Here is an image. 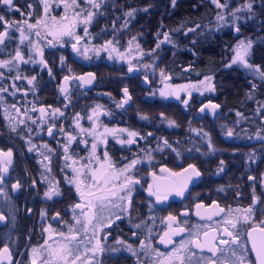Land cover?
I'll list each match as a JSON object with an SVG mask.
<instances>
[{
	"label": "flooded vegetation",
	"instance_id": "flooded-vegetation-1",
	"mask_svg": "<svg viewBox=\"0 0 264 264\" xmlns=\"http://www.w3.org/2000/svg\"><path fill=\"white\" fill-rule=\"evenodd\" d=\"M99 1L96 0L97 3ZM136 1L141 4V9H137L136 13L140 12L142 18L148 17L147 3L150 0ZM151 1L159 3L155 11L161 10L163 14V0ZM180 1L176 0V4ZM188 1L190 11H193L188 17H196L200 10L198 6H205L204 9L215 6L217 17H220L221 7L214 0ZM234 1L219 0V4L233 7ZM112 2L114 9L119 8L118 3H125L122 0ZM13 3L14 7L0 3V16L7 21L18 22V27L7 28V35L0 43V60L12 61L8 67L0 66V88L5 89L0 92V133H13L16 132L14 128H20L36 132L39 136L45 135V140L22 144L25 148H33L28 152L20 147L15 151L11 149L13 179L6 180L10 173L8 170L7 177L0 181V204L7 199L9 203L6 211L0 210L5 217L0 221V264H59L48 258V251L56 248L58 243H68L60 233L64 237L75 235L76 239L69 245L74 255L69 260L80 255L81 259L76 264H237V258L241 256L244 264H260L252 245L256 243L259 247L264 241V232L261 231L264 229V77L259 74L264 71V65L259 64V68H256L253 64V42L249 64L254 67L249 69L241 64L246 73L239 81L242 85L248 84L253 93L241 95L243 100L238 110H222V104L226 102L229 107L231 103L229 96L219 93L223 84L228 85V79L225 82L215 79L212 72H205L202 64L197 63L193 37L188 39L189 46L183 47L185 52L176 62L165 61L161 55L156 56L161 47H151L150 50L148 47H134L133 55L128 56L130 61L117 63L113 69L100 70V74L86 68V58L79 52L80 70L69 76L68 56L69 52L75 51L72 44L77 45L76 33L83 38L86 28L88 34L91 31L96 36L99 34V8L90 5L87 0L76 2L77 12H93L94 16L87 25L79 22L83 18L77 21L74 40L69 41L67 36L55 39L51 35L54 20L64 23L58 17L57 10L50 18L44 15L40 0H13ZM255 16L244 14L237 20L241 22L244 18ZM40 20L44 23L28 27L37 25ZM45 22L48 27L43 26ZM244 25L239 24V31L234 28V34L243 31ZM5 27L0 23V33L5 31ZM151 32L153 35L154 32ZM21 33L27 38L21 40ZM144 33L147 35L149 30L144 28ZM233 37L231 34L230 38L237 40V37ZM161 39H164L163 33ZM83 49L81 46L80 50ZM16 52L21 53L22 60H13ZM95 57L99 59L98 54ZM204 58L206 60L208 56ZM130 66L133 67L132 72L128 71ZM85 70H92L96 77L91 88L84 86L79 79ZM102 72L104 76L122 78L117 94L111 96L115 101L110 102L108 98L111 94L101 83L98 84L97 75L101 76ZM17 76L21 79H16ZM65 76L74 78L67 82V91L63 92ZM25 77L36 79L33 84H28ZM205 77H211L215 91L202 89L201 81ZM181 84L190 87L180 92L179 99L175 95H161ZM71 85L79 93L69 95ZM122 88H127L131 97L126 103ZM85 89L96 91L92 105V108L99 106L95 114L96 123L90 128L81 125L75 128L70 126V120H81L90 111L87 114L84 111ZM247 97L250 102L245 101ZM70 98L74 100L73 103L69 102ZM102 99L107 100V105L102 104ZM184 100L188 103L184 104ZM210 102L220 107L203 112L199 110ZM41 108L45 109L43 115ZM56 109L59 112L53 115ZM20 119L24 120L21 127ZM173 121L175 123H171ZM117 127L127 130L121 138L117 137V132H105L106 128ZM49 128L52 129L51 135ZM74 129L77 130L76 134L73 133ZM93 130L95 135L90 134ZM229 130L233 132L232 136L227 135ZM130 132L138 133L132 138L134 142L122 144L120 141L128 140ZM69 134L75 137V143H69ZM93 142L97 144L96 156L104 161V153L107 152L115 170L130 165L133 160L139 161L128 173L139 181L133 187L130 205L114 199L117 207L109 204L102 211L97 210L99 219L95 234L92 225H88L85 232L77 223V220H82L81 209L74 206L83 204L84 200L80 193L67 185L69 171L65 168L75 158L89 160ZM65 146L67 152L64 151ZM44 163H48L45 169L42 167ZM190 164L196 166L200 175L188 180L191 170L184 173V169ZM82 170L85 174L90 173L83 166ZM46 171V177L53 184L51 187L58 189L59 193L51 198L43 197V193L49 190L42 178ZM177 173L180 175H175ZM17 183L20 187L14 188ZM185 183L187 186L183 187ZM150 185L154 186V190L156 185L162 190L183 188V195L173 191L167 200L157 201L148 192ZM250 207L249 213L247 209ZM221 208L225 212H220ZM229 211L230 217L226 216ZM117 215L119 219H116ZM170 215L175 216L176 220L169 221ZM244 215H248L249 219H241L237 224L235 232L240 234V241L233 244L231 238L221 231L226 226L224 220ZM70 227L75 231L70 232ZM213 228L217 229L215 235L218 238L229 240L228 245L219 244L218 240L212 241ZM177 229L184 231L173 235V230ZM229 231L233 230L229 228ZM166 232L170 237L164 235ZM204 232H208L207 238ZM249 232L251 236H248ZM161 237L165 241L171 238L173 242L164 243ZM96 239L101 241L104 250L88 251ZM206 239L209 241L207 246L196 247V242L204 244ZM129 246L132 251L128 250ZM5 247L8 253L3 252ZM212 247L222 251L213 253L210 250ZM33 249L37 251L34 253ZM233 250L236 255L232 254ZM169 255H179L180 259L169 261Z\"/></svg>",
	"mask_w": 264,
	"mask_h": 264
},
{
	"label": "trees",
	"instance_id": "trees-1",
	"mask_svg": "<svg viewBox=\"0 0 264 264\" xmlns=\"http://www.w3.org/2000/svg\"><path fill=\"white\" fill-rule=\"evenodd\" d=\"M122 1H125V3H118L117 5L119 8L117 9L113 8L112 0L99 1V34L96 36V34L91 31L90 34H85L84 37L77 42V48L80 49L82 46L83 48L87 47L89 49L87 56H85L86 68L89 67L95 74H100V70L108 68L113 69L116 67L117 63L130 61L128 56L133 55L134 47L142 49L148 47L150 50L151 47H157V45H159L158 48L161 47V49L158 50L156 56L161 55L165 61L170 60L176 62L185 52L183 47L189 46L188 39L193 37L195 42L192 44L195 46L194 51H196L197 63L202 64V67L205 68V72H212L215 79L224 82L228 79V85L223 84L219 93L229 96L228 101L231 102V107L226 106L225 102V104H222V110H238L243 100L241 95L253 93L251 87L247 86L248 84L242 85L239 82L242 75L246 73V69L242 67L240 63H232V60H230L231 46L228 45L234 42L230 38L231 34L234 35L233 38L237 37V39H242L246 42H253V55L255 56L253 64L256 68H259V64L262 66L264 65V0H244L245 3L251 2L253 4L252 9L248 10L245 15L256 16L255 18H244L241 22L235 20L231 15L223 20L218 19V11L215 9V6H210L209 9H204L205 6H198L200 10H198L196 17L190 18L188 15L193 11H190V2L188 0H181L177 4L176 0L175 4L172 3V0H163L161 6L164 7L163 14H161V10H158V12L155 11L159 3L150 0L147 3L148 17L142 18L140 12L136 13L137 9H141L139 1ZM129 12H132L131 16L128 15ZM242 23L245 24L243 31L240 33H236L235 31L236 34H234V28L237 29L239 24L241 25ZM57 24L62 23L60 22ZM248 24L250 25L247 26ZM144 28L149 30L147 35L144 33ZM151 31L154 32L153 35ZM161 33H163V40L161 39ZM165 34L168 35V40H165ZM76 35L79 36V33H76ZM74 37L75 35L73 34V36H67V39L72 41ZM109 41H111V44H108ZM236 41L237 40H235V42ZM161 50L162 52L160 54ZM96 54L99 55V59L95 57ZM204 56H208V58L205 60ZM78 57V51L69 52V76H71L73 72L77 73V71L80 70ZM155 60H157V58H155ZM104 64L107 65L104 66ZM101 76L97 75L99 79L98 84L101 83L103 88L107 89L108 93L111 94L108 100L110 102L115 101V98L111 96L117 94L122 78L111 75L104 76L103 72ZM95 92L96 91L93 89L84 90L85 114H87L95 102ZM77 93H79L78 89L71 85L69 95H76ZM249 100V97L245 98V101L250 102ZM69 102L73 103L74 100L70 98ZM101 102L107 105V100L102 99ZM1 120L2 118L0 117V121ZM42 139L45 140V135L39 136L36 134L34 137L30 138V142H37ZM19 143L24 144L25 142L17 132L0 133V148L4 150L13 149L15 151V149L19 147ZM31 149L33 148L31 147ZM13 176L14 165L12 164L9 177L6 180L12 181ZM8 208L9 203L7 199L5 203L0 204V210L6 211Z\"/></svg>",
	"mask_w": 264,
	"mask_h": 264
},
{
	"label": "snow or ice",
	"instance_id": "snow-or-ice-1",
	"mask_svg": "<svg viewBox=\"0 0 264 264\" xmlns=\"http://www.w3.org/2000/svg\"><path fill=\"white\" fill-rule=\"evenodd\" d=\"M76 2H77V0H71V5H69L67 3V0H64L66 8H68L72 5H76ZM87 2L97 9L100 7V4L97 3L96 0H87ZM214 2L217 3V5L219 7H225V5L219 4V0H214ZM0 3L4 4L6 6L14 7L13 0H0ZM172 3L175 4V0H172ZM45 5H46L45 12H47V0H45ZM242 7H246L247 9L251 10L253 7V4L251 2H249ZM17 11H18V9H17ZM236 11H239V9H237ZM128 15L131 16L132 12H129ZM93 16H94L93 12H87V15H85L83 17V19L80 20L79 22L87 25L91 22ZM79 17H80V13L74 12V16L71 20L67 16L62 17L61 20L64 22L62 24H57L54 20V23L50 28L51 35L55 39H60L61 37H64V36H73L74 29H75L76 23H77V18H79ZM218 19L223 20L224 18L218 17ZM0 23H3L6 26L5 31L0 33V43H3L5 36L7 35V28L8 27H18V22L7 21V20H5V18L3 16H0ZM24 23L27 24V21H25ZM41 23H44V21L43 20L37 21V25H28V27H37ZM45 26L48 27V25H45ZM236 30L239 31V28H237ZM85 34L87 35V29L86 28H85ZM37 35H39V33H37ZM24 38H26V37H24ZM80 39H82V38L79 36H76L77 42ZM133 39H135V38H133ZM165 40H168L167 34H165ZM108 44H111V41H109ZM36 47H37V50L39 51V46L37 45ZM157 47H159V45H157ZM251 47H252L251 41H248L247 43L244 41H240V43L236 47L235 56L232 60V63L233 64L240 63L249 69L253 68L254 66L249 64V62L246 58L250 53ZM72 48L74 50L80 52V54L83 56H87V52L89 51V49L87 47H85L83 49V51H81L79 48H77L76 43L72 44ZM22 59H23V57H22L21 53L16 52L15 56L13 57V60H22ZM11 63H12V61L0 60V66H2V67H8ZM145 67H148V66L145 65ZM128 71L132 72L133 67L130 66ZM259 74L262 77H264V71L259 72ZM87 75L91 78L90 79H84L83 77H80L79 79L83 80V82L85 84H91L92 80L94 79V74L89 73ZM73 78L74 77H68V76L64 77L65 86L62 87L61 91H63V92L67 91V87H66L67 82ZM16 79H21V77L17 76ZM25 79H27V78L25 77ZM35 79H36V77H32L30 79H27L28 84H33ZM205 82H207V83H205ZM201 85H203L204 89L207 91H215V87L211 83V77H205L204 81H201ZM188 87H190V86H178L176 89L172 90L171 92H167V93L162 92L161 95H175L177 97V99H179L180 92L186 91ZM3 91H5V89L0 88V92H3ZM123 91L125 93L124 103H126L128 100L131 99V97L128 95V89L127 88H125ZM188 95L191 96V93L189 92ZM183 103L187 104L188 101L184 100ZM120 106H123V105L121 104ZM97 107H99V106H97ZM219 107H220V105L211 104V102H210L208 105H205L204 107H202L200 109V111L203 112L207 108H211L212 110H215L216 108H219ZM40 112H41V115H43L45 113V109L41 108ZM57 112H59V109L54 110L53 115H55V113H57ZM95 114H96V110L94 109L93 115H95ZM88 119L91 120L92 117L89 116ZM21 123H23V121H21ZM77 123H78V121H77ZM171 123H175V122L173 121ZM81 131H88V130L81 129ZM116 131L117 130H115V129H107V128L105 129L106 133L111 132V133L115 134ZM119 131H127V130L123 129V130H119ZM48 133H49V135L52 134L51 128L48 129ZM92 134L95 135L94 130H93ZM128 135H129L128 140H126V141L121 140L120 141L122 144L123 143H127V144L133 143L134 141L132 138L137 136L138 133L130 132ZM227 135L232 136L233 132L231 130H229L227 132ZM74 139H75V137H73L69 134V142H71ZM165 143H167V141H165ZM91 147H92V154L89 157V163L83 165V167L87 168L90 172L88 179L91 181V184L88 185V190L87 191H81L80 190L81 185L84 183V181L79 178V175H80L79 171H78L77 176L74 177L72 180H70L69 183L75 184L77 190L80 193L82 200L85 201V203H83V204H76L74 206L76 209H81L82 220H77V223L81 224V227L83 228V230L85 232L88 231L87 226L92 225V232H93V234H95V232L98 228L96 221L99 219L97 217V210L102 211L109 204L113 205V207H117L118 205L113 203L114 199L119 201V202L126 203V204L130 205L133 187L136 184H138L139 181L135 180L134 177L129 175L128 173H129L130 169L134 168L135 165L137 163H139V161L133 160L130 165H127L126 167H124L122 169L115 170V166L111 163L110 158H108L107 152L104 153L105 160L101 161L100 157L96 156L97 144L95 142H93ZM67 150H68L67 146H65L64 151L67 152ZM11 157H12L11 150H8L7 152L0 151V158H3V161H4V166L2 168L3 172L8 171V164L11 163ZM66 159H67V157H66ZM93 160L98 164V167H96L95 169H92V167H91ZM189 169L191 170V172L187 177L188 180H191L193 177H198L200 175V172L198 171V169L196 168V166L194 164L188 165V168L184 169V173H189ZM222 170L223 169L221 168V171ZM175 175H180V174L177 173ZM121 177L123 179H121ZM3 179H4L3 175H0V181H2ZM116 181H120V183L117 184ZM186 186H187V184L185 183L183 187H186ZM13 187L19 188L20 185H19V183H17ZM173 191H175V193L177 195H183V188L162 190L159 185L155 186V190H154L153 185H150L148 188L149 194L152 196H155L157 201L167 200ZM58 194H59L58 189H56L54 187H50L49 190L45 193V196L48 198H51L52 196L58 195ZM197 207L199 208V207H201V205H197ZM219 211L225 212V210L223 208L219 209ZM236 211H240V210H236ZM247 212H249V213L251 212V207L249 209H247ZM57 215H59V214H57ZM226 216L230 217L231 211L226 213ZM119 218L120 217L117 215L116 219H119ZM4 219H5V217L2 214H0V220H4ZM209 219H211V217H209ZM241 219H243L244 221H247L249 219V216L248 215H244L242 217L237 216L235 218H226L224 220V224L226 226L223 227V229L221 231L224 234H226L228 237L231 238V243H233V244H236L240 241V234L238 232H235V229L237 228V224L240 223ZM168 220L169 221H175L176 217L170 215L168 217ZM137 227H138V225H137ZM169 228H171V225H169ZM229 228H231L233 231H229ZM69 231L74 232L75 230L70 227ZM182 231H184V229L173 230L172 234L174 235V234H176V232H182ZM253 231H255V228H253ZM261 231L264 232V229H261ZM212 232L214 233V235L211 238L212 241L218 240L219 244H224V245L229 244L228 239L218 238V236L215 235V233L217 232V229L213 228ZM59 235L62 238H64L65 240H67L68 243H58V246L56 248H52L48 251V258L54 259L55 261L59 262V264H76V261L81 259L80 255H75L73 259L69 260V258L73 257V255H74L73 249L69 245H70L72 240L76 239L75 235H72L70 237H64L63 233H60ZM164 235L170 237V234L167 232ZM208 235H209L208 232H204V236L206 238L208 237ZM251 235H252V233L249 232L248 236H251ZM161 241L164 243H172L173 242L171 240V238H169L167 241H165L163 237H161ZM189 243H192V241H189ZM208 243H209V241L207 239H206L204 244L196 242V247L202 248V247L207 246ZM181 247H184V245H182ZM241 247L243 248L244 246L241 245ZM252 247H253V250H255L257 253V257L260 261V264H264V241H262L260 243L259 247L256 245V243H253ZM103 250L104 249L101 246V241L99 239H96L94 246L91 249H88V251H92V252H102ZM128 250L132 251V248L129 246ZM210 250L213 253H215L217 251H222V249H219L218 247H212ZM36 251H37L36 249H33L34 253ZM3 252L8 253L7 247H5L3 249ZM176 252L178 253L179 249H177ZM232 254L236 255L235 250H233ZM157 255H163V254L157 253ZM5 259H7V256H5ZM167 259L169 261H171L172 259L179 260L180 257H179V255H169V257H167ZM33 264H35V262H33ZM161 264H163V262H161ZM237 264H244V258L242 256L237 258Z\"/></svg>",
	"mask_w": 264,
	"mask_h": 264
},
{
	"label": "rangeland",
	"instance_id": "rangeland-1",
	"mask_svg": "<svg viewBox=\"0 0 264 264\" xmlns=\"http://www.w3.org/2000/svg\"><path fill=\"white\" fill-rule=\"evenodd\" d=\"M41 1V3H42V9L44 10V15L45 16H47V17H50V18H52L53 16H54V10H57V13H58V17L59 18H62V17H65V16H67L70 20L73 18V16H74V12H77V4L76 5H72V6H70V7H68V8H66L65 7V3H64V1L63 0H47V12H45V7H46V5H45V0H40ZM78 1V0H77ZM235 2V5L233 6V7H230L228 4L227 5H225V7H221V9H220V17H223L224 19H226V17L227 16H229V15H231L235 20H237V19H240V18H242L243 16H244V14L249 10V9H247L246 7H242V6H244V5H246L247 3H245V1H243V3L241 2V0H235L234 1ZM67 3L69 4V5H71V0H67ZM237 9H239V11H236ZM85 15H87V12L85 13V14H80V17L79 18H77V21H79L80 19H82ZM47 23L45 22V25H46ZM45 25H43L44 27H45ZM21 40H23L24 39V36L27 38V36L24 34V33H21ZM240 41H244V42H246L245 40H242V39H237V41L235 42H233V44H232V46H231V50H230V60H233V58H234V56H235V51H236V47H237V45L240 43ZM247 43V42H246ZM31 45H32V43H31ZM251 55H252V53L250 52L249 53V55L246 57V58H248L247 60H248V62H249V58L251 57ZM258 75H256V77H257ZM259 77V76H258ZM204 80V79H203ZM207 83V82H206ZM180 86H184V84H181ZM178 87V85L176 86V88ZM204 88V86L202 85V89ZM125 88H122V90H124ZM123 93H124V91H123ZM97 106L96 107H93L92 109H90V111H89V113H88V115H86L85 117L83 116V118L81 119V120H78V119H71L70 120V126H74L75 128L77 127V126H86V127H94L95 126V123H96V116L95 115H93V110L95 109V110H97ZM89 116H91L92 117V119L90 120V119H88V117ZM17 117V116H16ZM15 117V118H16ZM21 121H24L23 119H20L19 120V124H20V127H21ZM77 121H78V123H77ZM84 121V122H83ZM82 122V123H81ZM15 129V131L20 135V137L24 140V142L25 143H27V142H30V138H32V137H34L37 133L36 132H28V130H26V129H21L20 130V128L18 129V128H14ZM115 130H117L116 132H117V137L118 138H121V136H122V134H123V132H125V131H119V130H123V128H119V127H117V128H115ZM88 131H90V129H88ZM76 132H77V130L76 129H74V134H76ZM14 133V132H13ZM72 133V134H73ZM78 133H79V131H78ZM92 132H90V134H91ZM30 134H31V136H30ZM71 135V134H70ZM79 136L80 135H78L77 136V138H79ZM69 137V136H68ZM67 137V138H68ZM76 138V139H77ZM68 140H69V138H68ZM33 142H35V141H32V142H30V143H33ZM39 142H44L43 140H39ZM69 143H75V139L74 140H72L71 142H69ZM18 146L21 148V149H23V150H25V151H27L28 152V150H30L31 151V147L30 148H28V147H24V145H22V144H18ZM8 150H11V149H8ZM8 150H4L3 152H7ZM11 152H12V150H11ZM13 153V152H12ZM47 157H49V155H47ZM84 163H89V160H84V161H82V158H80V159H78V158H75L74 159V161H72L69 165H67V166H65V168L69 171V178H68V183H67V185L68 186H72L73 187V189H74V191H76V192H78L79 193V191L77 190V188H76V186H75V184L74 183H69V181L70 180H72L74 177H76L77 176V174H78V171H79V173H80V175H79V178L81 179V180H83L84 181V183L81 185V188H80V190L81 191H87L88 190V185L89 184H91V181L88 179V176L90 175V173H88V174H85V171H80V169L82 168V166L83 165H85ZM95 165V166H94ZM4 166V161L2 160L1 162H0V169H1V167H3ZM12 166V157H11V163L10 164H8V170H10V167ZM42 167L45 169V168H47L48 167V163H44V164H42ZM91 167H92V169H95L96 167H98V164L93 160V162H92V165H91ZM47 172L48 171H46V172H43V174H42V178H43V180L45 181V187L46 188H50L51 186H53V184H52V182L50 181V180H48V178L46 177L47 176ZM0 175H1V172H0ZM66 182H64V184H65ZM63 184V185H64ZM46 192H44L43 193V197L44 198H47V197H45L44 196V194H45ZM84 203H85V201H84Z\"/></svg>",
	"mask_w": 264,
	"mask_h": 264
},
{
	"label": "water",
	"instance_id": "water-1",
	"mask_svg": "<svg viewBox=\"0 0 264 264\" xmlns=\"http://www.w3.org/2000/svg\"><path fill=\"white\" fill-rule=\"evenodd\" d=\"M89 73H92V74H94V72L92 71V70H85V72L82 74V77L84 78V79H90L91 77H89L87 74H89ZM95 81H96V77H95V75H94V79L92 80V83L91 84H85L84 82H83V80H82V84L84 85V86H86L87 88H91L93 85H94V83H95ZM209 103H205L204 105H202L201 107H200V109L202 108V107H204L205 105H208ZM211 104H213V103H211ZM199 109V110H200ZM207 109H211V108H207ZM216 109H218V108H216ZM206 110V109H205ZM0 151H3L1 148H0ZM3 160V158H0V162ZM2 168L3 167H1V175H3V177L4 178H6L7 177V175H8V171L7 172H3L2 171ZM0 214H2V213H0ZM3 215V214H2ZM4 216V215H3ZM0 221H3V220H0Z\"/></svg>",
	"mask_w": 264,
	"mask_h": 264
}]
</instances>
